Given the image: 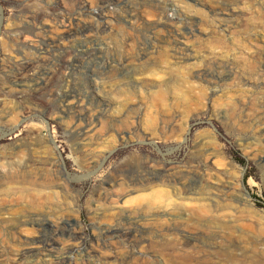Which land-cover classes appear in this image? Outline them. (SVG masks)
<instances>
[{
	"label": "rangeland",
	"instance_id": "374dc122",
	"mask_svg": "<svg viewBox=\"0 0 264 264\" xmlns=\"http://www.w3.org/2000/svg\"><path fill=\"white\" fill-rule=\"evenodd\" d=\"M263 153L264 0H0V264H264Z\"/></svg>",
	"mask_w": 264,
	"mask_h": 264
},
{
	"label": "bare ground",
	"instance_id": "6f19581e",
	"mask_svg": "<svg viewBox=\"0 0 264 264\" xmlns=\"http://www.w3.org/2000/svg\"><path fill=\"white\" fill-rule=\"evenodd\" d=\"M110 2V1H109ZM81 3V2H80ZM101 3V2H100ZM77 8V7H76ZM85 8V7H84ZM145 8V7H144ZM99 9V8H98ZM94 11V10H93ZM153 11V10H152ZM144 12V11H143ZM148 12V11H147ZM103 13V12H102ZM148 14V13H147ZM155 14V13H154ZM83 16V15H82ZM87 17H90V16H87ZM99 17V16H98ZM106 17V16H105ZM161 17V16H160ZM86 18V17H85ZM101 18V17H100ZM99 18V19H100ZM98 19V18H97ZM70 21V20H69ZM68 21V22H69ZM107 22V21H106ZM76 23V22H75ZM75 25V24H74ZM72 26V25H71ZM82 27H83V24H82ZM71 28V27H70ZM85 28V26H84ZM101 28V27H100ZM105 28H106V25H105ZM109 28V27H107ZM80 29V28H78ZM74 30V29H73ZM89 30V28H88ZM62 31V30H61ZM65 31V30H64ZM68 31V30H67ZM66 31V32H67ZM90 31H91V28H90ZM94 31V30H93ZM69 32V31H68ZM73 32V31H72ZM75 32V31H74ZM63 33V32H62ZM77 33V32H76ZM81 33V32H80ZM87 33V32H86ZM64 34V33H63ZM150 38V37H149ZM95 46V45H94ZM87 51V50H86ZM254 57H252L251 59H253ZM258 59V58H257ZM258 61V60H257ZM254 65H255V62H253ZM80 64V63H79ZM74 66V65H73ZM258 71H260V68H256ZM211 71V69H210ZM201 73V72H200ZM198 74V73H197ZM203 74V73H202ZM205 74V73H204ZM38 76V75H37ZM206 77V76H205ZM29 78V77H28ZM201 78V77H200ZM35 80V78H33ZM30 80V79H29ZM45 80V79H44ZM132 80V79H131ZM133 81V80H132ZM142 84V83H140ZM27 85V84H26ZM161 96V95H160ZM57 97V96H56ZM65 102V101H64ZM69 102V101H68ZM46 104V103H45ZM54 104V103H53ZM56 105V104H55ZM66 105V108L68 106V104H65ZM258 109V108H257ZM101 110V109H100ZM259 110V109H258ZM64 111V110H63ZM72 111V110H71ZM126 111V110H125ZM92 112V111H91ZM258 112V111H257ZM99 113V112H98ZM132 113V112H131ZM135 113V112H134ZM124 114V113H123ZM136 115V114H135ZM93 116V115H92ZM80 117V116H79ZM109 117V116H108ZM135 118V117H134ZM93 119V118H92ZM90 120V119H89ZM91 121V120H90ZM88 126L86 127V129L82 128L81 126L79 125H72L69 128V130H71V132L74 134V136L76 137L77 140L79 141H84L85 139H90V132H91V124H87ZM260 126V125H259ZM96 127V126H95ZM263 127V126H262ZM67 128V129H68ZM154 129V130H152ZM150 131L151 133L150 134H144V138L145 140L147 141H151V138H152V135H153V132H156V128H152ZM173 131V130H172ZM92 133V132H91ZM96 133V132H95ZM95 136V135H94ZM143 136V135H142ZM100 139V138H99ZM91 144V143H90ZM88 145V144H87ZM87 147V146H86ZM199 154L200 156H204V157H209V161L211 160V158L213 157L211 154H208V150L205 148V147H202L200 148V151H199ZM264 154V153H263ZM91 155V154H90ZM93 156V155H92ZM35 157V156H34ZM39 157V156H38ZM33 158V157H32ZM147 158V157H146ZM95 159V158H94ZM93 161V159H90ZM89 160V161H90ZM58 162V161H57ZM155 162V161H154ZM94 163V162H93ZM151 163V162H150ZM48 164V163H47ZM90 164V163H89ZM149 164V163H148ZM137 165V164H136ZM57 166V165H56ZM55 166V167H56ZM59 167V166H58ZM139 167V166H138ZM151 167L153 168V166L151 165ZM161 167V166H160ZM156 168V167H155ZM154 168V169H155ZM158 168V167H157ZM164 168V167H163ZM60 169V168H59ZM160 169V168H158ZM149 170V169H148ZM156 170V169H155ZM162 170V169H161ZM164 170V169H163ZM185 170V169H184ZM166 171V170H165ZM171 172V171H170ZM181 172V171H179ZM165 173V172H164ZM169 173V172H168ZM191 173V172H190ZM195 173V172H194ZM179 174V173H178ZM189 174V173H188ZM153 175V174H152ZM156 175V174H155ZM180 175V174H179ZM220 175H223L221 172H212L211 173V176H210V180L204 184L205 186V196H206V199H210L209 198V195L210 193L214 192L216 194H218V198H215L214 200V203H211V204H200L198 205V207L196 208V211L199 213V214H202V216L204 215V218H207L206 219V226L208 228H213L211 226V223H212V218L210 216L211 214V211L212 209L214 210V212H216L221 218H229L230 219V212L231 211V208H232V200H231V194L229 193L230 189H227L228 186L227 184L222 181L219 176ZM163 176V175H162ZM194 176V175H192ZM173 177V176H172ZM171 177V178H172ZM14 178V177H13ZM17 178V177H16ZM32 178V177H31ZM176 178V177H175ZM182 178V177H180ZM32 180V179H31ZM29 178H17L16 180V184L14 185V187L12 189H51L50 187H48V185H44L43 183H39V181L36 183V182H33L31 181ZM43 181V180H42ZM183 182V181H182ZM176 183V182H175ZM199 186V185H198ZM52 187V186H51ZM180 188V187H179ZM214 195V194H213ZM164 196V197H163ZM234 196V195H233ZM163 199H167V197L165 195H158L156 194L155 196H153L151 199H155V198H162ZM247 198H249V196L247 195ZM151 201V200H150ZM148 201V202H150ZM166 201V200H165ZM211 201V199H210ZM248 201V200H247ZM247 201H245L247 203ZM251 202V201H250ZM153 203V202H152ZM248 206L250 205L249 202L247 203ZM209 205V206H208ZM250 207V206H249ZM29 208V207H28ZM251 208V207H250ZM26 209V208H25ZM32 210V209H31ZM26 211V210H25ZM196 212V213H197ZM18 214V213H17ZM28 215V214H27ZM31 215V214H30ZM197 215V214H195ZM37 217V216H36ZM215 220V219H214ZM25 222V221H24ZM44 223V222H43ZM54 223V222H53ZM65 223V222H64ZM231 222H228V223H224L222 225H220L219 227L217 226L216 229H214L213 231L210 230V232H212L213 236H217L219 238H222L224 241H229L231 243V245H229V247H227L228 249L231 250V252H237V251H240L241 254H244V252L246 253V248L244 246H242V237H241V234L239 232V230L236 228V226L230 224ZM233 223V221H232ZM63 224V223H62ZM47 225V224H46ZM45 225V226H46ZM46 228V227H45ZM137 228V227H136ZM14 230V229H13ZM41 231V230H40ZM39 231V232H40ZM37 232V233H39ZM107 233V232H106ZM126 233V232H125ZM21 234V233H20ZM19 236V235H18ZM21 236V235H20ZM41 236V234H40ZM23 237V235H22ZM132 237V236H131ZM109 238V237H108ZM103 240V239H102ZM105 240V239H104ZM115 240V239H114ZM185 240V239H184ZM117 241V240H116ZM37 242V241H36ZM103 243V242H102ZM110 243V242H109ZM119 243V242H118ZM161 243V241H160ZM105 244V243H104ZM162 244V243H161ZM186 244V243H185ZM244 245V244H243ZM41 247V246H40ZM115 247V246H114ZM157 247V246H156ZM48 248V247H47ZM46 248V249H47ZM44 249V248H43ZM52 249V248H51ZM249 249V248H248ZM166 250V249H165ZM90 251V250H89ZM23 252V251H22ZM184 252V251H183ZM116 253V252H115ZM167 253V252H166ZM31 254V253H30ZM48 254V253H47ZM60 254V253H59ZM168 254V253H167ZM27 255V254H26ZM33 255V254H31ZM19 256V255H18ZM61 256V255H60ZM108 256V255H107ZM160 256V255H159ZM166 256V255H165ZM264 256V255H263ZM31 256H29L30 258ZM99 257V256H98ZM177 257V256H176ZM22 258H25V257H22ZM59 258V257H58ZM31 259V258H30ZM108 259V258H107ZM120 259V258H119ZM19 260V259H18ZM27 260V259H26ZM62 260V259H61ZM162 260V259H161ZM166 260V259H165ZM41 262V261H40ZM172 262V260H171ZM175 262V261H174ZM45 263V262H44ZM48 263V262H47ZM58 263V261H57ZM60 263V262H59ZM124 263V262H122ZM14 264V263H13ZM29 264H30V261H29ZM61 264V263H60ZM245 264V263H244ZM252 264V263H251Z\"/></svg>",
	"mask_w": 264,
	"mask_h": 264
}]
</instances>
